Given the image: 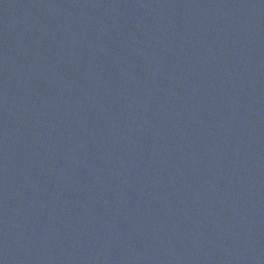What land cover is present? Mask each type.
I'll use <instances>...</instances> for the list:
<instances>
[{
  "label": "water",
  "instance_id": "95a60500",
  "mask_svg": "<svg viewBox=\"0 0 264 264\" xmlns=\"http://www.w3.org/2000/svg\"><path fill=\"white\" fill-rule=\"evenodd\" d=\"M264 258V0H0V264Z\"/></svg>",
  "mask_w": 264,
  "mask_h": 264
}]
</instances>
